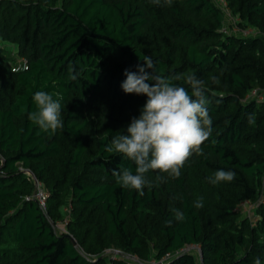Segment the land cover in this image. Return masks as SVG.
I'll return each mask as SVG.
<instances>
[{"label":"trees","instance_id":"16d2710c","mask_svg":"<svg viewBox=\"0 0 264 264\" xmlns=\"http://www.w3.org/2000/svg\"><path fill=\"white\" fill-rule=\"evenodd\" d=\"M227 1L241 28L261 34L223 31L213 0H0V40L28 60L13 71L15 57L0 46V264H150L181 249L164 264H201L200 249L203 264H264V99L249 95L264 90V0ZM144 56L165 77L203 81L212 133L179 178L147 173L153 186L140 196L112 175L135 173L134 163L104 148L146 103L121 88ZM38 91L62 97L55 133L28 119ZM219 169L234 179L209 183ZM28 171L49 193L46 208L31 197Z\"/></svg>","mask_w":264,"mask_h":264},{"label":"clouds","instance_id":"9594fccd","mask_svg":"<svg viewBox=\"0 0 264 264\" xmlns=\"http://www.w3.org/2000/svg\"><path fill=\"white\" fill-rule=\"evenodd\" d=\"M156 5L161 0H152ZM171 6L172 0H163ZM144 64L137 65V71L125 70L126 79L121 88L125 94L144 95L146 103L138 117H133L126 129L127 134L119 133L111 138L104 148L109 154H120L134 163L135 173L131 168L113 169L112 175L117 184L123 188L135 189L140 196L144 195L145 176L150 171L179 178L181 169L192 157L193 153L202 155V146L212 133V119L207 110L209 103L203 81L193 74H178L165 77L156 72L151 56L143 57ZM146 69H151V72ZM69 79L76 81L78 73L73 65L68 68ZM172 80H183L190 86L191 92ZM152 82V83H149ZM38 91L33 96L36 110L29 113L28 119L38 125L43 131L55 133L63 128L61 119L62 97L56 93ZM249 123H255L253 114L248 116ZM235 177L232 171L216 170L208 178L209 183L217 185L221 182H231ZM157 176V180H162ZM197 209L203 207V197L194 202ZM178 221L185 219L182 211L176 210ZM172 221H166L171 226ZM254 264H261L259 258Z\"/></svg>","mask_w":264,"mask_h":264},{"label":"built area","instance_id":"2783aa9c","mask_svg":"<svg viewBox=\"0 0 264 264\" xmlns=\"http://www.w3.org/2000/svg\"><path fill=\"white\" fill-rule=\"evenodd\" d=\"M216 2V4H218L222 10H229V6H228V1L227 0H213ZM238 28V27H237ZM239 29V34L244 35V36H250V35H260L261 32L255 28H238ZM222 30L225 32H228V30H226L224 28V26H222ZM28 68V60L26 58H21L19 62H16L12 65V70L13 71H21L24 69ZM250 96H257L260 99H264V90H259V89H253L251 91V93L249 94ZM29 174L33 177L34 182L36 184V190L35 193L31 196L32 198H37L40 202V204L46 208L47 206V198L49 196L48 191L46 190V188L43 186V184L41 183V181H39L30 171H28ZM30 198V197H28ZM249 201H244L242 203V205H247ZM64 225V230L60 231V225H58V229L60 232H67V228L65 226V222L62 223ZM184 249H181L179 251H175V252H169L167 253L162 259L157 260V259H152L149 263L150 264H164L167 260H169L171 257H173L174 255H176L177 253L181 252ZM116 254H118L117 252L113 251V255L112 257H116ZM130 264H137V260L136 259H132L130 261Z\"/></svg>","mask_w":264,"mask_h":264},{"label":"rangeland","instance_id":"374dc122","mask_svg":"<svg viewBox=\"0 0 264 264\" xmlns=\"http://www.w3.org/2000/svg\"><path fill=\"white\" fill-rule=\"evenodd\" d=\"M223 26H224V28L226 30H228L229 33L239 34V29L238 28L241 27L239 25V17L232 15V13L230 12V9L223 11ZM247 28H251V27H247ZM0 46L6 48L8 50H11L10 53H12V55L15 57V62L14 63L20 61L21 57H18L16 55L17 54L16 53L17 52V46L16 45H13L11 43L4 42V41L0 40ZM28 174H29V172H28ZM254 206L255 205L252 202H250V201L247 203V205H242V209L244 210V212L247 213V214H250L253 219H255L257 217L256 213L254 212ZM59 225H60L59 226L60 227V231L64 230V225L62 223H60ZM112 251L117 252L119 254L120 249H116L115 248V249H112ZM128 255H130V254H128Z\"/></svg>","mask_w":264,"mask_h":264},{"label":"water","instance_id":"95a60500","mask_svg":"<svg viewBox=\"0 0 264 264\" xmlns=\"http://www.w3.org/2000/svg\"><path fill=\"white\" fill-rule=\"evenodd\" d=\"M68 235L72 238L73 243H74L75 245H78L76 239H75L72 235H70V234H68ZM199 253H200V256H201V264H203V258H202V254H203V252L201 251V249L199 250Z\"/></svg>","mask_w":264,"mask_h":264}]
</instances>
